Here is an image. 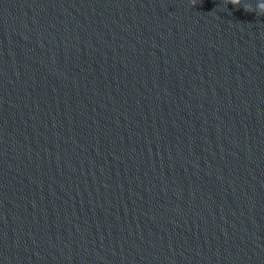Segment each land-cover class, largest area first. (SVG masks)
Masks as SVG:
<instances>
[{"label":"clouds","instance_id":"clouds-1","mask_svg":"<svg viewBox=\"0 0 264 264\" xmlns=\"http://www.w3.org/2000/svg\"><path fill=\"white\" fill-rule=\"evenodd\" d=\"M226 2H227V4L230 3V4L234 5V6H241L242 5L243 8L246 11H248V12H252L253 11L251 6L242 4V0H226ZM259 7H260L261 11L264 12V4L259 5Z\"/></svg>","mask_w":264,"mask_h":264}]
</instances>
